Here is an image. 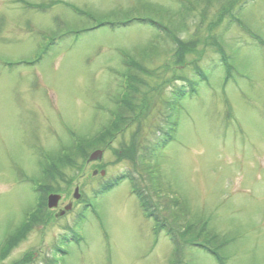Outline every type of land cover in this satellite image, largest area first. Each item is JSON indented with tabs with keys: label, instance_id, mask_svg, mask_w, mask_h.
<instances>
[{
	"label": "rangeland",
	"instance_id": "rangeland-1",
	"mask_svg": "<svg viewBox=\"0 0 264 264\" xmlns=\"http://www.w3.org/2000/svg\"><path fill=\"white\" fill-rule=\"evenodd\" d=\"M174 122L153 165L139 160ZM124 148L137 181L152 186L157 165L188 205L179 216L224 240L225 264H264V0H0V245L33 211L53 156L57 209L73 204L10 240L0 264H217L192 243L175 251L127 179L101 193L133 170Z\"/></svg>",
	"mask_w": 264,
	"mask_h": 264
},
{
	"label": "trees",
	"instance_id": "trees-1",
	"mask_svg": "<svg viewBox=\"0 0 264 264\" xmlns=\"http://www.w3.org/2000/svg\"><path fill=\"white\" fill-rule=\"evenodd\" d=\"M149 5H150L149 3L143 4L141 6L142 11H145L143 9H148ZM116 13H118V11ZM115 15H118V14H115ZM140 18H141V21L143 23L148 22L150 26H152L158 30H163V31L167 30L158 21L153 20L154 18L152 17V15L146 14L145 16H140ZM101 23H103V24H101ZM101 23L95 24L93 26H96V25L99 26V25L106 24V22H104V21ZM225 65H226V68H228L226 62H225ZM194 89L195 88L193 86H191V87H189L188 92H193ZM183 93L184 94H182V95L184 97L186 95V92L183 91ZM178 102L179 101H178V97H177L174 100L171 107H173V106L179 107ZM117 114H118V117H117ZM115 118L118 119V121L122 120V118H120V116H119V113H116V112H115ZM119 126H121V125H119ZM119 126L117 125L115 127V128H117L116 129L117 131H118ZM176 127H177V122L176 123L174 122L171 127L169 125L168 129L166 131L164 130V132L162 133V135H163L162 138H159V140H158L159 143H158L157 147L152 148L149 151L148 155L143 156L144 154L143 155L139 154V156H138L139 160L147 161L148 163L150 162L149 164L153 165V162H152L153 154H157L158 152H160V150L167 144V142L172 140L173 134L176 130ZM113 128L111 127L110 130L107 131V129H106L105 131H107V133H111ZM104 132H102L101 134L99 133L98 135L94 136V138H99V140H100L101 138L105 137V135H108V134H104L103 136H101ZM78 141H77V145H76L77 147L75 148L76 149L75 151L82 152V151H79L81 149L79 145L84 143V141L81 139H78ZM87 145H89V144H87ZM83 148L85 149V146ZM157 148H158V150H156ZM127 151L129 153V149H127V148H124L123 150L121 149L120 152H118V153L116 151V153L118 154V158H122V155H125V152H127ZM65 153H66V151H65ZM128 153H126V155ZM55 154H57V153H55ZM67 155L68 154H65L66 159H67L66 162L65 161L61 162V165H63L62 167H64V166L69 167L70 165H73V163H74V161L71 157H69V159L67 158ZM126 155L124 157L130 158V163L133 167V170L126 175L122 174V175L118 176V178L114 179L113 182H111L108 186H106V187L104 186L101 189V191H102L101 193L106 192L107 190H109L110 188H112L113 186L118 184L120 181H122V178L128 179L131 182L132 191L137 196V198L139 199V202H140L143 210L145 211L147 216L151 217L155 221L156 226H158L159 229L165 231V233L168 235L171 242L173 243L176 251L182 249L184 245L192 243L193 245H197V247H199L200 249H203L204 251H206L207 253L212 255L218 264H225L223 261V258L221 257V255L218 253V250H217L218 246L219 247L222 246L220 248H222L224 250V248H225L224 240L223 239L220 240L221 237L215 232L209 233L206 220H204L200 216H197V218H196L197 221H193L191 223L188 219H184L183 217L179 216V214H182L184 216H185V214H188V205L186 202L181 203V200H179L178 197L176 196L177 194H179L178 192H177V194L173 195L172 197L171 196L169 197V194L172 193L174 190L171 191V189L166 188L165 185L160 180H157V176H159V174H158L159 172L156 171V168H155L157 165L147 167V170L150 171L149 175L151 176L149 183H150V185L152 184V186H154V188H153L152 186H147L146 184H143L141 182L144 180V177L142 176V174L139 175L140 179H139V181H137V179L134 176V172H135V168H136V167L134 168V164H135L134 162H136L135 161V155L133 157L126 156ZM56 157H58V160L56 159ZM51 159H52V156H51ZM53 159L56 160V163H51L50 167L47 166L44 169L45 172H44L43 178L40 179L38 182V186H37L38 190H41L42 192L43 191L44 192H43V195H40V197H39V203H38L36 209H34L32 212H30L28 214V216L22 222V224L17 228L16 231H14L15 233L14 234L12 233L13 235L9 234L5 238V240L0 245V254L4 253L3 251L8 246V244H9L8 242L10 240L17 239V241H18L19 239H21L22 236H24L23 234H25L27 228L30 229L33 224H39L40 222H43L46 219V217H48V216H43V215H45L44 213L47 211L45 208V196H46V194L49 192H59V191L63 190V188H60V186H61L60 183L56 182V183L52 184V183L48 182L49 179L52 180V179H56L59 176L61 177L62 171L64 169V168L62 169L59 165L58 166L56 165L61 161L62 156H53ZM50 170H51V173L49 172ZM137 173H138V171H137ZM69 182L70 181L68 180L67 182H65V184H68ZM151 189L154 190V194H152L150 192ZM152 195L156 196L157 198L154 200L152 198ZM192 216H194V215H192ZM195 229H197V230H195ZM17 241L15 243H17ZM11 243L12 242L10 241V244Z\"/></svg>",
	"mask_w": 264,
	"mask_h": 264
},
{
	"label": "water",
	"instance_id": "water-1",
	"mask_svg": "<svg viewBox=\"0 0 264 264\" xmlns=\"http://www.w3.org/2000/svg\"><path fill=\"white\" fill-rule=\"evenodd\" d=\"M101 154H102V152L100 150H95L90 154L89 159L94 160L97 157H100ZM102 174H103V172H102ZM76 192H77V189H75V194H74L75 197H77ZM59 198H60V195H58V194H50L48 196V206L49 207L56 206ZM69 208H70V206H66V209H69ZM61 213H63V212H61Z\"/></svg>",
	"mask_w": 264,
	"mask_h": 264
},
{
	"label": "flooded vegetation",
	"instance_id": "flooded-vegetation-1",
	"mask_svg": "<svg viewBox=\"0 0 264 264\" xmlns=\"http://www.w3.org/2000/svg\"><path fill=\"white\" fill-rule=\"evenodd\" d=\"M55 210H58V211H59L60 209H57V208H56Z\"/></svg>",
	"mask_w": 264,
	"mask_h": 264
}]
</instances>
